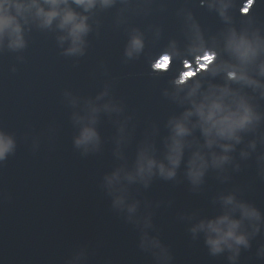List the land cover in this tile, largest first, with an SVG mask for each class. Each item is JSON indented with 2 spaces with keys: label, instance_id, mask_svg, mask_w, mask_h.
Listing matches in <instances>:
<instances>
[{
  "label": "water",
  "instance_id": "obj_1",
  "mask_svg": "<svg viewBox=\"0 0 264 264\" xmlns=\"http://www.w3.org/2000/svg\"><path fill=\"white\" fill-rule=\"evenodd\" d=\"M209 2L115 0L85 12L69 0L88 16L83 54H66L70 41L61 43L66 30L58 19L41 27L34 16L27 23L21 18L23 48L9 47L5 37L0 130L15 138L16 147L0 161V264H264V90L227 80L224 73L202 71L189 81L201 80V91L209 83H227L246 94L262 117L241 133L231 159L210 166L201 183L193 184L187 175L192 152L205 142L198 128L187 137L192 146L185 148L175 177L157 171L147 184L123 180L117 187L124 190L125 206L115 204L117 193L106 182L119 168L133 171L145 147L165 160L169 121L191 106L177 98L173 81L187 70L186 59L198 66L189 53L193 23L206 47L220 53L218 60H233L224 50L230 28L264 36V0H249L247 15L245 0H231L227 21ZM134 34L142 35L144 47L129 58L126 49ZM173 46L179 55L164 70L158 63ZM253 67V75L264 81ZM185 93L186 88L179 97ZM89 101L100 109L95 114L99 144L85 152L75 145L82 124L74 116L90 115ZM202 150L209 158L212 151L222 152L218 145ZM229 194L256 207L262 217L250 247L242 246L235 260L227 250L213 254L206 234L192 231L201 220L231 208L222 199ZM132 203L137 207L130 213ZM245 229L253 232L252 222L246 220Z\"/></svg>",
  "mask_w": 264,
  "mask_h": 264
},
{
  "label": "clouds",
  "instance_id": "obj_2",
  "mask_svg": "<svg viewBox=\"0 0 264 264\" xmlns=\"http://www.w3.org/2000/svg\"><path fill=\"white\" fill-rule=\"evenodd\" d=\"M73 3L82 7L85 12L95 8L97 4L101 7L111 6L115 0H72ZM208 2V0H202ZM248 7L242 9V13L247 15L251 11L249 0H245ZM253 3V0H251ZM47 8L40 3V0H0V44L5 37L8 38L9 47L14 49L25 46L24 23H27L29 16L39 19L41 27H50L58 19V27L66 30V35L59 39L61 43L70 41L69 47L65 50L68 55L83 54L85 50V37L90 31L88 16L75 11L69 0H44ZM231 0H210L209 7L218 9L219 14L226 21L230 19L228 9ZM195 36L189 53L195 58L198 68L193 69L192 60L186 59L187 70L178 76L173 83L176 85V96L181 103H189L181 115L170 119L169 125L172 130L167 141V153L165 160H158L151 147L141 149L136 166L133 171H125L122 168L106 177V182L110 188L116 192L115 204L125 206L126 196L120 185L123 180L133 182L136 180L149 182L151 177L158 171L166 178L175 177L177 168L184 157L186 147H191L192 142L187 139L195 129H200L205 138L204 145L196 147L192 152L187 167V175L193 184L202 182L208 168L222 167L231 157L230 151L242 139L241 133L254 128L261 120V114L256 110L251 99L240 90L232 89L229 84L216 85L209 83L206 90L201 91L202 81L197 79L192 83V77L199 72H209L212 75L225 74L227 80H234L254 89L264 90V81L253 75L254 67L258 68L260 76H264V36L259 31L249 32L248 30L238 31L230 28L225 35L224 50H226L233 60H218L220 53L215 49H209L205 45L204 38L199 30L198 24L193 23ZM144 47L142 35L134 34L128 42L126 55L131 58L138 55ZM179 55V51L173 49L160 62V67L164 70L170 66L172 58ZM258 62V63H257ZM186 93L179 97V92ZM264 95V91H261ZM72 99V103H76ZM90 115L80 116L76 114L74 119L82 124L79 135L75 138V145L82 147L85 152L99 144V134L95 127L96 113L100 110L89 101ZM110 108V105H105ZM193 117H196L193 120ZM218 145L222 152L212 151L209 153L202 149L207 147L212 149ZM16 147L15 138L0 130V161L4 160ZM255 147V141L252 142ZM225 205H231L222 215L201 220L192 228L194 233L203 231L206 234V243L213 254L222 253L225 250L232 253L231 259L235 260L241 247H250V237L259 231L261 220L260 211L244 201H238L236 197L229 194L222 197ZM128 211L135 212L137 205L128 204ZM239 211V217L234 213ZM252 222L253 232L245 229V221ZM145 242L148 243L147 237ZM152 244L159 246V241L153 239Z\"/></svg>",
  "mask_w": 264,
  "mask_h": 264
},
{
  "label": "rangeland",
  "instance_id": "obj_3",
  "mask_svg": "<svg viewBox=\"0 0 264 264\" xmlns=\"http://www.w3.org/2000/svg\"><path fill=\"white\" fill-rule=\"evenodd\" d=\"M164 59V58H163ZM163 59H161L160 61H159V63H158V66H160V62L163 60ZM198 65V64H197ZM199 66H197L196 68H198ZM193 69H194V67H192Z\"/></svg>",
  "mask_w": 264,
  "mask_h": 264
}]
</instances>
